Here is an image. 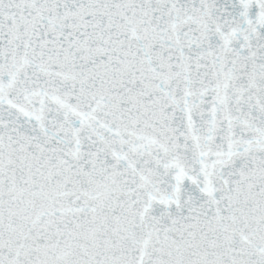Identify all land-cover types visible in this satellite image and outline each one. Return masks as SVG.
Returning <instances> with one entry per match:
<instances>
[{
    "label": "snow or ice",
    "instance_id": "obj_1",
    "mask_svg": "<svg viewBox=\"0 0 264 264\" xmlns=\"http://www.w3.org/2000/svg\"><path fill=\"white\" fill-rule=\"evenodd\" d=\"M0 264H264V0H0Z\"/></svg>",
    "mask_w": 264,
    "mask_h": 264
}]
</instances>
